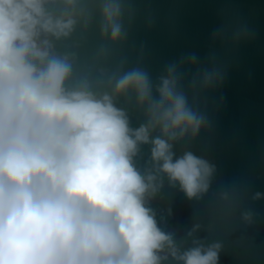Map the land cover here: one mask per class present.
Masks as SVG:
<instances>
[{
	"label": "clouds",
	"instance_id": "clouds-1",
	"mask_svg": "<svg viewBox=\"0 0 264 264\" xmlns=\"http://www.w3.org/2000/svg\"><path fill=\"white\" fill-rule=\"evenodd\" d=\"M74 2L62 0L56 11L58 0H0V264H162L169 256L219 264L221 241L193 238L181 251L148 206L165 179L188 200L207 192L215 165L173 151L206 117L178 88L174 65L155 86L138 68L106 81L74 77L70 56L53 44L72 32ZM100 15L102 33L120 39V0H105ZM249 36L245 27L233 33ZM197 80L201 90L223 81L215 57L193 88ZM129 92L143 110L136 128L116 106ZM142 144L151 145L143 172L133 163ZM201 228L193 223L186 235Z\"/></svg>",
	"mask_w": 264,
	"mask_h": 264
},
{
	"label": "water",
	"instance_id": "water-1",
	"mask_svg": "<svg viewBox=\"0 0 264 264\" xmlns=\"http://www.w3.org/2000/svg\"><path fill=\"white\" fill-rule=\"evenodd\" d=\"M104 2L75 0L72 32L53 40L57 52L70 56L74 77L106 81L138 68L155 86L174 65L178 88L207 119L194 138L173 142V151H191L215 165L209 188L200 199L188 200L165 179L161 193L148 204L158 226L174 234L181 251L193 246V238L205 244L221 241L219 264H264V198L253 199L257 192L264 194V0H120L122 31L115 42L102 33ZM62 8L58 0L55 10ZM241 27L250 36L234 40ZM218 31L221 36L213 39ZM210 57L223 81L201 90L197 80L193 88ZM116 106L127 111L132 128L144 122L131 92L118 97ZM150 148L140 145L133 157L141 172L150 166ZM193 223L202 228L188 237ZM162 264L181 262L169 256Z\"/></svg>",
	"mask_w": 264,
	"mask_h": 264
}]
</instances>
